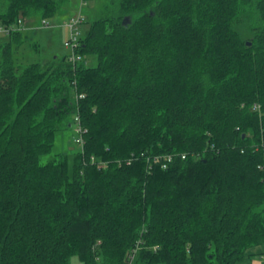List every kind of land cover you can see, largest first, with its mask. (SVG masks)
Here are the masks:
<instances>
[{
    "label": "trees",
    "instance_id": "obj_1",
    "mask_svg": "<svg viewBox=\"0 0 264 264\" xmlns=\"http://www.w3.org/2000/svg\"><path fill=\"white\" fill-rule=\"evenodd\" d=\"M58 8L0 0V26ZM7 39L0 264H127L136 246L134 264H238L264 246V0H110L79 37L95 67L22 65L27 34ZM75 118L71 169L41 164Z\"/></svg>",
    "mask_w": 264,
    "mask_h": 264
},
{
    "label": "rangeland",
    "instance_id": "obj_2",
    "mask_svg": "<svg viewBox=\"0 0 264 264\" xmlns=\"http://www.w3.org/2000/svg\"><path fill=\"white\" fill-rule=\"evenodd\" d=\"M59 2V8L55 15L45 19L49 26L40 27V20H30L23 24L28 41L16 54L17 62L26 65L29 63L48 64L53 60H60L69 54V50L64 47V42L69 37V31L66 22L71 16L80 14L84 18V24L79 26V37L83 38L87 33L90 24L97 20L103 11V7L110 0H54ZM14 28H18L15 26ZM7 33L0 32V43L7 42ZM36 43L37 50H34L32 44ZM85 67H95L97 58L95 55L81 57ZM73 124V123H72ZM71 124L64 130L58 131L55 135L54 145L50 153L40 157L41 164L53 161L60 156H66L69 169L74 155L79 151V147L74 143L75 126ZM70 264H81L77 256L70 258Z\"/></svg>",
    "mask_w": 264,
    "mask_h": 264
},
{
    "label": "built area",
    "instance_id": "obj_3",
    "mask_svg": "<svg viewBox=\"0 0 264 264\" xmlns=\"http://www.w3.org/2000/svg\"><path fill=\"white\" fill-rule=\"evenodd\" d=\"M83 23H84V18L80 14L71 16L68 19V21L66 22V27L68 28V31H69V37L64 42V47L69 50V54L67 55L68 56L67 59L72 64H75L76 62L81 60V57L79 55H77L76 51H77V49L79 47V29L78 28ZM23 24H25L23 22V20L18 19L16 21V24H15V26H18V28H14L15 26H12V27H9V28H5V27L0 26V32L4 31V32L7 33L8 31H11L12 29L23 30L24 29V28H22ZM39 26L40 27H47V26H49V24L47 23L46 20H42L39 23ZM78 97L81 98L83 96L79 95ZM75 121H76V130L75 131L79 134V137L76 140V142H78L80 145H82L83 144V140H82L81 134H82L83 131H82L81 127L79 126L77 118H75ZM184 157H185L184 155L181 156V158H184ZM172 159H173L172 155H166V156H163V157L162 156H158V157L156 156L153 159V163H158V164H160V166L162 168H165L172 161ZM91 162L95 163V160L93 159V157L91 158ZM97 166L98 167L105 166V164H98ZM137 249H138V247L136 246L129 253V255H128V263L127 264H134V259H135L136 253H137Z\"/></svg>",
    "mask_w": 264,
    "mask_h": 264
},
{
    "label": "crops",
    "instance_id": "obj_4",
    "mask_svg": "<svg viewBox=\"0 0 264 264\" xmlns=\"http://www.w3.org/2000/svg\"><path fill=\"white\" fill-rule=\"evenodd\" d=\"M249 253L252 254L253 257L246 258L238 264H264V246L255 247L251 249Z\"/></svg>",
    "mask_w": 264,
    "mask_h": 264
}]
</instances>
